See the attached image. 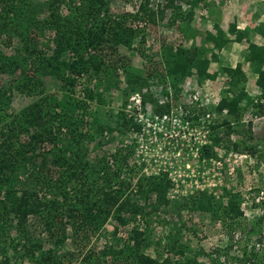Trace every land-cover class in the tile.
<instances>
[{
	"label": "trees",
	"instance_id": "16d2710c",
	"mask_svg": "<svg viewBox=\"0 0 264 264\" xmlns=\"http://www.w3.org/2000/svg\"><path fill=\"white\" fill-rule=\"evenodd\" d=\"M200 1L166 0L162 7L159 5L152 7L150 0H140L139 8L129 12V19H138L139 23L142 21L144 29L149 23L156 24L157 20H162L168 8L171 11L170 22L179 21L185 28H190L189 24L195 14L194 9ZM65 3L68 12L62 14L60 8ZM46 5L48 15L40 20L31 0H0V31L4 32L12 28L19 31L24 38L23 50L27 53L26 56L22 52L8 56L0 51V72L19 68L23 72V79L17 81L16 88L20 92L37 95L36 100L17 114L11 115L9 119L6 113H0V121L3 122L0 126V224L13 223L11 225L23 235V244L20 245L19 241L13 246L16 257L30 256L35 264H65L67 258L63 253L59 254V251H62L69 225L77 230L91 224L105 223L112 218L115 222L112 234L115 235L119 227H125L131 220L145 216L151 212L150 210L167 204L166 191L170 181L163 177H143L137 182L136 193L119 198L122 183L127 181L125 178L119 180L120 183L116 184L119 188L116 190L111 187L114 177L120 176V167L113 168L112 164V160L117 156L113 154L111 162L105 156L89 158V148L84 144V139L91 142L103 129L112 131L111 128L97 122V117H92L91 126L88 120L90 117H87L92 116L87 111L89 103L93 100L100 102L101 94L84 88V99H79L75 97L73 90L76 85L75 76L88 74L90 69L93 73H99L107 65L115 64L119 58L116 55L117 46L121 44L129 48L138 33L143 32L141 26L139 28L130 23L129 26H124L118 21L114 22L109 18L110 16L108 17L104 0H47ZM183 6H187L185 11L182 10ZM101 13H103L102 17H100ZM43 28L52 31L53 48L50 56L46 55L36 43L35 30L38 32ZM260 28L264 36V24L257 30ZM213 29L214 32H206L201 45L193 43L189 47H183L163 44L160 47V57L164 73L160 76L170 79L175 91L180 92L182 89L180 84L187 76L194 74L200 82L203 79L214 80L218 73L222 72L226 79L218 106L220 110L226 109L228 115L236 114L238 120L235 123L238 125V114L247 107L254 109L251 110L252 115L264 114V44L249 42L244 57V62L249 61L257 74L255 84L261 88V95L257 97L252 96L245 89L247 77L241 62H237L234 67L222 65L216 71L208 70L210 64L218 60L219 51L229 41L240 42L243 38H247L246 30L239 31L235 24H230L228 32L233 38H229L219 25L214 24ZM141 38L143 42L144 36ZM109 58H112L111 63ZM26 59L31 71L24 69ZM161 61L159 60V63ZM41 71L55 76L61 82L59 92H44L42 80L40 77L35 78ZM126 75L132 90L144 84L145 80L140 75L131 72ZM10 100L11 93L0 88V108L7 109ZM65 121H68V128L64 124ZM232 122L225 119L210 125L211 144L205 147V155L212 154L213 148L221 143L227 150L236 153L254 155L258 152L249 142L253 137L250 129L251 120L248 121L246 130L248 141L245 140L244 144L242 140H230L229 136L237 131L236 125L234 126ZM86 125L90 126L88 132H81L80 128ZM219 127H222V134L226 137L220 138L217 135ZM19 135H27L29 140L20 142ZM40 144L44 147L43 152H39L41 153L39 155H43L42 162L34 168L43 171L47 166H52L50 170L56 174L54 184H51L50 180L52 175L42 176L44 184L52 189L51 193L54 195L44 200L39 197L36 189L31 190L30 187H26L27 182L23 183L21 180L23 171L38 156L33 153ZM29 152H32L30 156ZM260 157L264 160V153ZM72 182L78 183H74V186L69 185ZM75 187L82 193L77 199H75L77 196ZM72 191L75 194L74 203L69 202L67 196V192L71 194ZM152 193H155L156 203L148 210L147 203ZM138 198L143 199L146 204L137 203ZM238 206V202L233 198L223 204L221 200H216L213 195L204 192L197 197L196 204V208L201 212L213 216L221 213L227 218L231 217V220L239 215ZM41 213L44 217L42 220L45 231L51 241L46 248L31 241L32 238L28 233L27 223L30 216H40ZM2 229L4 228L0 227V230ZM2 234L0 233V236ZM149 239L145 230L132 226L127 240L122 244L118 246L113 243L105 244L98 255L90 250L85 254L84 259L88 260L95 255L94 259L108 262L111 257L109 261L111 264L112 262L114 264H227L230 259L238 264L264 262L263 249H257L255 246L249 252L244 249L241 256L228 257L224 263L211 256L208 262L198 261L194 255L187 256L186 246L178 242L166 244L168 254L165 257L160 255L153 257L143 251V248L149 245ZM17 246L23 250L22 254L17 252ZM223 254L226 255L225 252ZM4 263H8L7 258Z\"/></svg>",
	"mask_w": 264,
	"mask_h": 264
},
{
	"label": "rangeland",
	"instance_id": "374dc122",
	"mask_svg": "<svg viewBox=\"0 0 264 264\" xmlns=\"http://www.w3.org/2000/svg\"><path fill=\"white\" fill-rule=\"evenodd\" d=\"M165 1L150 0V5L162 7ZM31 2L34 3L40 20L48 15L47 0ZM139 3L140 0H104L106 5L104 8L107 9L109 18L124 26H129V23L139 28L141 26L143 32L138 33L129 48L121 44L117 46L116 55L119 58L115 64L107 65L99 73H93L90 69L88 74L75 76L76 85L73 90L75 97L79 99H84V88L101 94L100 102L93 100L89 103L87 111L92 116L87 117H90L89 122L92 121V117H97V122L111 128L112 131L103 129L91 142L84 139V144L89 148V158L105 156L111 162L112 155L117 156L112 160V164L113 168L120 167V176L114 177L111 187L116 190L119 188L116 185L120 183L119 180L125 178L127 181L122 183L119 198L136 193L140 178L163 177L170 181L166 191L168 203L150 210L151 212L145 216L140 215L141 217L131 220L125 227H119L115 235L112 234L115 228L112 218L105 223L91 224L77 230L69 225L66 229L67 237L59 254H65L67 258L65 264H111L109 262L111 257L105 262L94 259L95 255L88 260H85L84 256L90 250L98 255L105 244L113 243L116 246L122 244L127 240L132 226H138L147 232L150 243L143 251L153 257L159 255L165 257L168 254L166 244L173 242L186 246L187 256L194 255L198 261L205 262H208L211 256L224 263L228 257L241 256L244 249L249 252L253 246L264 251V160L260 157L264 153V114L252 115L251 110L254 109L247 107L239 112V123L236 125L235 121L238 120L236 114L228 115L226 109L220 110L218 105L226 79L222 72L218 73L214 80L203 79L200 82L194 74L187 76L180 84L181 91H175L170 79L160 76L164 73L160 47L163 44L183 47H189L193 43L201 45L204 35L195 33L193 36L189 32L190 28H185L179 21L170 22L171 11L168 8L162 20H157L156 24L149 23L143 29L142 21L139 23L138 19H129V12L136 11ZM186 8L187 6H183L182 10L185 11ZM60 10L62 14L68 12L66 3ZM200 11L203 12L202 9ZM207 14L210 16L209 12H206ZM106 24L108 25L107 22ZM35 32L36 43L50 56L53 48L52 31L43 28L42 31ZM23 42L24 38L13 28L0 31V51L8 56L21 52L26 56ZM225 51L227 49L219 51L218 60L210 64L209 72L218 70L219 65L224 63L221 57H224ZM109 59L111 63L112 58ZM28 65L26 59L25 71H31ZM129 72L140 75L145 80L144 84L132 90L127 81L126 73ZM39 77L45 93L59 92L61 82L55 76L41 71L35 78ZM22 79L23 72L19 68L0 72V88L11 93L9 107L0 108V113H6L8 119L37 99L36 94L29 95L16 88L17 81ZM250 90V94L254 96L261 95L254 87ZM138 99H141L140 104ZM163 114L167 115L166 119H163ZM225 119L234 121L232 123L237 128V131L229 136L230 140H242L243 144L245 140L248 141L246 130L248 121L251 120L250 129L253 137L249 142L257 148L256 154L236 153L227 150L223 143L213 148L214 153L204 154L205 147L211 144L210 125ZM64 124L68 128V121ZM90 125H93L92 122ZM80 129L81 132L87 133L90 126L86 125ZM217 135L220 138L225 136L222 134V127H219ZM23 140H29L27 135H19V141ZM43 148L41 144L37 146L33 154L38 156L21 175L23 183L27 182V186L24 185L31 190L36 189L42 200L54 196L51 193L52 189L44 184L42 176L52 175L51 184H54L56 177L50 170L52 166L46 167L48 171L34 168L42 162L43 155L39 154L43 152ZM96 164L97 162L94 165ZM74 183L78 182L69 185L74 186ZM77 187L74 188L76 197L73 191L71 194L67 192L69 202L74 203V197L77 199L82 194ZM203 192L213 195L223 204L233 198L239 204V215L231 220V217L227 218L221 213L213 216L199 211L196 208L197 197ZM155 200V193H152L147 203L148 210L150 206L151 208L154 206ZM136 202L146 204L141 198ZM42 217V213L40 216H30L27 223L28 233L31 241L46 248L51 241L45 231ZM1 223L0 227L4 229L0 230V233H3L0 236V264H5V258L8 259L7 264H35L30 256H15L13 246L19 241L20 245L23 244V235L11 225L13 223ZM16 249L22 254L21 247L17 246ZM227 264L238 263L230 259ZM256 264L264 262L259 261Z\"/></svg>",
	"mask_w": 264,
	"mask_h": 264
},
{
	"label": "crops",
	"instance_id": "0c3cea01",
	"mask_svg": "<svg viewBox=\"0 0 264 264\" xmlns=\"http://www.w3.org/2000/svg\"><path fill=\"white\" fill-rule=\"evenodd\" d=\"M206 12H209L211 17L208 14L206 15ZM194 13V17L189 24V32L193 36H195V33L205 36L206 32H214V24L219 25L229 38H233L228 32L230 24H235L239 31L246 30L247 38H243L240 42L229 41L220 50L227 49L224 57H221L224 62L222 65L234 67L237 62H241L242 69L247 77L245 84L247 92L250 94V89L253 87L255 91L261 92V88L255 84L257 74L253 71L249 61L244 62V57L249 42L257 45L264 44V36L260 32L261 28L257 30L258 27L264 24V0H201L194 9ZM222 75L225 76V74Z\"/></svg>",
	"mask_w": 264,
	"mask_h": 264
},
{
	"label": "built area",
	"instance_id": "2783aa9c",
	"mask_svg": "<svg viewBox=\"0 0 264 264\" xmlns=\"http://www.w3.org/2000/svg\"><path fill=\"white\" fill-rule=\"evenodd\" d=\"M137 9H138V8H137ZM133 98H134V97H133ZM140 100H141V99H138L139 104H140ZM162 117H163V119H166V118H167V115H166V114H163Z\"/></svg>",
	"mask_w": 264,
	"mask_h": 264
}]
</instances>
